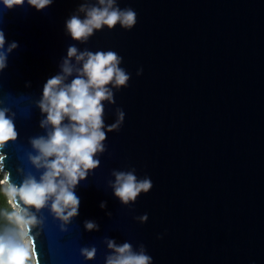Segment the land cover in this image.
<instances>
[{"label": "water", "instance_id": "obj_1", "mask_svg": "<svg viewBox=\"0 0 264 264\" xmlns=\"http://www.w3.org/2000/svg\"><path fill=\"white\" fill-rule=\"evenodd\" d=\"M81 2L37 11L0 0L6 46L18 44L0 71V107L15 113L18 132L3 149L13 183L45 171L29 160L38 154L30 141L52 130L40 126L38 102L69 46L115 51L130 74L128 87L113 89L115 104L103 102L105 125L117 108L125 119L119 131L105 128L100 165L74 189L78 215L62 230L51 201L32 209L42 221L32 229L39 264H106V237L137 251L144 244L153 264H264V0H117L137 13L136 25L104 26L83 44L66 32L72 14L83 18ZM70 63L65 83L83 64ZM132 169L153 187L125 205L110 182L113 170ZM92 246L88 260L80 250Z\"/></svg>", "mask_w": 264, "mask_h": 264}, {"label": "clouds", "instance_id": "obj_2", "mask_svg": "<svg viewBox=\"0 0 264 264\" xmlns=\"http://www.w3.org/2000/svg\"><path fill=\"white\" fill-rule=\"evenodd\" d=\"M54 0H27V4L37 11L50 6ZM7 9L23 6L25 0H2ZM78 12L83 18L72 14L66 20V32L72 40L86 43L95 30L107 26L109 30L119 24L125 30H131L137 23V13L130 7L120 8L117 0H83ZM18 47L16 42L7 43L3 30H0V71L7 67L8 56ZM83 62L81 68L75 69L77 75L70 83H65L72 75L71 58ZM122 57L115 51H79L75 45L67 48V57L61 65L62 73L53 75L43 85L42 99L38 106L46 118L40 121L41 127L51 125L47 137L31 139V145L38 154L29 153V160L37 168L45 171L39 180L29 173L19 185L10 179V172L5 171L4 161L7 153L3 151L9 141H15L18 132L14 117L8 107H0V188L11 205L12 211L6 213L8 227L0 231V264H39L32 229L42 223L32 209L37 212L49 205L55 217L61 223V229L71 218L78 215L80 199L75 194V187L87 177L88 171L97 168L100 160L96 154L106 151L102 143L106 140V131H119L125 119L122 109H116L117 119L110 125L104 122V101L115 104L113 89L128 87L130 74L120 67ZM143 69L137 70L141 75ZM11 112V115L9 113ZM67 119L68 123H64ZM51 158V159H49ZM114 194L128 205L135 203L138 196L147 193L153 187L152 180L145 176L138 178L135 169L112 173ZM105 207V202H101ZM142 222L147 215L138 217ZM88 230L98 229V225L86 221ZM162 238V237H158ZM107 248L111 250L106 256V264H153L152 256L147 254L144 244L139 250L125 242L117 245L114 240L105 238ZM81 255L86 259L95 258L96 248L83 247Z\"/></svg>", "mask_w": 264, "mask_h": 264}, {"label": "trees", "instance_id": "obj_3", "mask_svg": "<svg viewBox=\"0 0 264 264\" xmlns=\"http://www.w3.org/2000/svg\"><path fill=\"white\" fill-rule=\"evenodd\" d=\"M11 211L12 208L8 204L6 196L0 188V231L10 226L5 214Z\"/></svg>", "mask_w": 264, "mask_h": 264}, {"label": "rangeland", "instance_id": "obj_4", "mask_svg": "<svg viewBox=\"0 0 264 264\" xmlns=\"http://www.w3.org/2000/svg\"><path fill=\"white\" fill-rule=\"evenodd\" d=\"M3 175H2V173H0V177H2ZM1 190H2V188H1ZM3 191V190H2ZM6 200H7V202H8V199H7V197H6ZM8 204H9V202H8ZM10 205V204H9ZM10 207H11V205H10Z\"/></svg>", "mask_w": 264, "mask_h": 264}]
</instances>
